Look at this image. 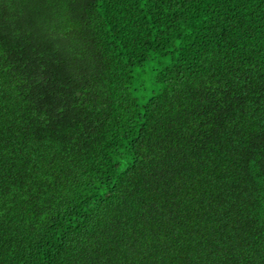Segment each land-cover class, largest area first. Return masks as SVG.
<instances>
[{"label":"trees","instance_id":"1","mask_svg":"<svg viewBox=\"0 0 264 264\" xmlns=\"http://www.w3.org/2000/svg\"><path fill=\"white\" fill-rule=\"evenodd\" d=\"M0 264H264V0H0Z\"/></svg>","mask_w":264,"mask_h":264},{"label":"rangeland","instance_id":"2","mask_svg":"<svg viewBox=\"0 0 264 264\" xmlns=\"http://www.w3.org/2000/svg\"><path fill=\"white\" fill-rule=\"evenodd\" d=\"M160 67L157 63L148 64L141 73L137 74V94L140 98L148 95L153 88L157 87L154 83L153 75Z\"/></svg>","mask_w":264,"mask_h":264}]
</instances>
